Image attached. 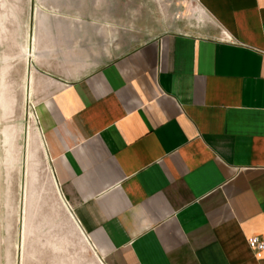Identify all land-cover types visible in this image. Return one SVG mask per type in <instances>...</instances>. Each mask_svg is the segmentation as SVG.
Returning <instances> with one entry per match:
<instances>
[{"label":"crops","instance_id":"obj_1","mask_svg":"<svg viewBox=\"0 0 264 264\" xmlns=\"http://www.w3.org/2000/svg\"><path fill=\"white\" fill-rule=\"evenodd\" d=\"M197 1L203 32L155 34L117 0H37L23 167L55 195L46 247L87 264H264L248 243L264 241V0Z\"/></svg>","mask_w":264,"mask_h":264},{"label":"rangeland","instance_id":"obj_2","mask_svg":"<svg viewBox=\"0 0 264 264\" xmlns=\"http://www.w3.org/2000/svg\"><path fill=\"white\" fill-rule=\"evenodd\" d=\"M117 3L126 6L117 7V17L130 15L133 28L146 27L155 34L166 29L195 33L204 30L197 0H117ZM45 10L37 0H0V264H87L76 261L75 250L61 252L59 247L44 245L50 239L59 244V228L54 227L59 217H51L55 195L43 182L45 169L36 168L33 161L30 162L33 171L27 178L30 203L25 206L22 201L24 130L27 127L34 134L35 124L31 118L33 105L23 100L26 50L29 32ZM46 176L49 181L47 169ZM25 209L29 218L26 240L20 226Z\"/></svg>","mask_w":264,"mask_h":264},{"label":"bare ground","instance_id":"obj_3","mask_svg":"<svg viewBox=\"0 0 264 264\" xmlns=\"http://www.w3.org/2000/svg\"><path fill=\"white\" fill-rule=\"evenodd\" d=\"M189 10V9H188ZM187 11V10H186ZM27 79V78H26ZM26 88V87H25ZM26 91H27V89H26ZM25 91V92H26ZM26 95V94H25ZM31 118L34 120V115H33V112H31ZM35 122V121H34ZM36 123V122H35ZM25 131V136H26V141H27V134H28V129H27V127H26V129L24 130ZM29 135V134H28ZM24 139H25V137H24ZM29 145V144H28ZM28 147V146H27ZM23 154H24V152L26 151V148H25V144L23 145ZM30 148V147H29ZM30 151H31V149H30ZM30 154V153H29ZM23 165V164H22ZM24 170H25V178H26V175H27V178H29V175L31 174V172L33 171L32 170V165L30 164V163H28V161H27V164H26V166H24ZM23 170V171H24ZM25 182H26V179H25ZM26 186V185H25ZM27 186H26V191H25V187L23 186V182H22V201H24L23 200V198L25 197V201H27ZM23 203V202H22ZM21 224V223H20ZM21 226V225H20Z\"/></svg>","mask_w":264,"mask_h":264},{"label":"built area","instance_id":"obj_4","mask_svg":"<svg viewBox=\"0 0 264 264\" xmlns=\"http://www.w3.org/2000/svg\"><path fill=\"white\" fill-rule=\"evenodd\" d=\"M248 243L256 253H259L264 250V241H262L258 237H251L248 240Z\"/></svg>","mask_w":264,"mask_h":264},{"label":"water","instance_id":"obj_5","mask_svg":"<svg viewBox=\"0 0 264 264\" xmlns=\"http://www.w3.org/2000/svg\"><path fill=\"white\" fill-rule=\"evenodd\" d=\"M23 173H24V177H25V170L23 171ZM23 186L25 187V178H24Z\"/></svg>","mask_w":264,"mask_h":264}]
</instances>
